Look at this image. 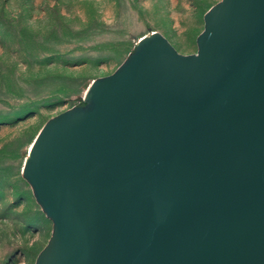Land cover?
Listing matches in <instances>:
<instances>
[{
	"label": "water",
	"instance_id": "95a60500",
	"mask_svg": "<svg viewBox=\"0 0 264 264\" xmlns=\"http://www.w3.org/2000/svg\"><path fill=\"white\" fill-rule=\"evenodd\" d=\"M194 40L139 36L38 128L32 264H264V0H217Z\"/></svg>",
	"mask_w": 264,
	"mask_h": 264
},
{
	"label": "rangeland",
	"instance_id": "374dc122",
	"mask_svg": "<svg viewBox=\"0 0 264 264\" xmlns=\"http://www.w3.org/2000/svg\"><path fill=\"white\" fill-rule=\"evenodd\" d=\"M217 0H0V264H32L51 221L20 167L42 123L77 104L136 38L160 32L195 51L202 13Z\"/></svg>",
	"mask_w": 264,
	"mask_h": 264
},
{
	"label": "bare ground",
	"instance_id": "6f19581e",
	"mask_svg": "<svg viewBox=\"0 0 264 264\" xmlns=\"http://www.w3.org/2000/svg\"><path fill=\"white\" fill-rule=\"evenodd\" d=\"M89 82H90V81H89ZM89 82H88V83H89Z\"/></svg>",
	"mask_w": 264,
	"mask_h": 264
}]
</instances>
